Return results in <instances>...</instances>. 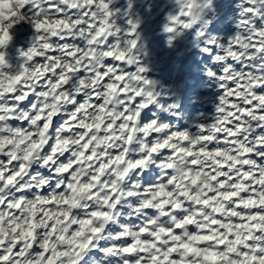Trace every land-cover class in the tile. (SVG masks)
<instances>
[{"label":"snow or ice","instance_id":"snow-or-ice-1","mask_svg":"<svg viewBox=\"0 0 264 264\" xmlns=\"http://www.w3.org/2000/svg\"><path fill=\"white\" fill-rule=\"evenodd\" d=\"M0 264H264V0H0Z\"/></svg>","mask_w":264,"mask_h":264},{"label":"clouds","instance_id":"clouds-1","mask_svg":"<svg viewBox=\"0 0 264 264\" xmlns=\"http://www.w3.org/2000/svg\"><path fill=\"white\" fill-rule=\"evenodd\" d=\"M25 22L26 23H31L32 22V17H25ZM162 81L157 79L156 77H153V84H152V87L154 88L155 85L157 84H161ZM158 111H161L163 112L165 115L169 114L168 111H167V105H164V104H161L159 107H158Z\"/></svg>","mask_w":264,"mask_h":264},{"label":"rangeland","instance_id":"rangeland-1","mask_svg":"<svg viewBox=\"0 0 264 264\" xmlns=\"http://www.w3.org/2000/svg\"><path fill=\"white\" fill-rule=\"evenodd\" d=\"M17 47H18V48H19V47H23V41L21 42L20 45H17ZM208 107H211V105H208ZM209 115H211V113H209ZM182 122L187 123V122H188L187 117H185V119H184Z\"/></svg>","mask_w":264,"mask_h":264}]
</instances>
